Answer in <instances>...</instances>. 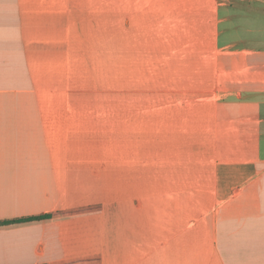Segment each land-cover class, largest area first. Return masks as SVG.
Masks as SVG:
<instances>
[{"label":"crops","instance_id":"crops-1","mask_svg":"<svg viewBox=\"0 0 264 264\" xmlns=\"http://www.w3.org/2000/svg\"><path fill=\"white\" fill-rule=\"evenodd\" d=\"M50 213L0 264H264V0H0V221Z\"/></svg>","mask_w":264,"mask_h":264},{"label":"trees","instance_id":"trees-1","mask_svg":"<svg viewBox=\"0 0 264 264\" xmlns=\"http://www.w3.org/2000/svg\"><path fill=\"white\" fill-rule=\"evenodd\" d=\"M53 213L50 214H45V215H38L34 217H28V218H19V219H11V220H1V224H9L17 221H24V220H30V219H40L46 216H52ZM95 259L94 258H87V259H81V260H75V261H69V262H61V263H56V264H83V263H90L93 262Z\"/></svg>","mask_w":264,"mask_h":264},{"label":"rangeland","instance_id":"rangeland-1","mask_svg":"<svg viewBox=\"0 0 264 264\" xmlns=\"http://www.w3.org/2000/svg\"><path fill=\"white\" fill-rule=\"evenodd\" d=\"M113 12H114V2L109 1V13H113ZM112 47H114V45Z\"/></svg>","mask_w":264,"mask_h":264}]
</instances>
